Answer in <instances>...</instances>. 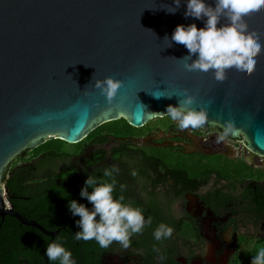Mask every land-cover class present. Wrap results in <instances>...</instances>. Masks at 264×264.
Listing matches in <instances>:
<instances>
[{
	"label": "water",
	"instance_id": "obj_1",
	"mask_svg": "<svg viewBox=\"0 0 264 264\" xmlns=\"http://www.w3.org/2000/svg\"><path fill=\"white\" fill-rule=\"evenodd\" d=\"M172 2L0 0V218L53 238L56 233L9 204L3 183L8 165L47 139L76 145L121 118L143 128L163 117L155 112L177 105L185 88L197 98L193 107H207L205 124L231 128L232 136L242 133L248 149L264 157V52L250 75L230 70L223 82L212 72L187 71L175 59L188 54L186 47L176 42L168 47L164 38L179 24L199 28L204 22L185 18L183 3L168 13L164 7ZM246 22L248 32L264 43V12ZM109 76L123 81L111 104L93 86ZM155 91L172 97L157 99Z\"/></svg>",
	"mask_w": 264,
	"mask_h": 264
},
{
	"label": "flooded vegetation",
	"instance_id": "obj_2",
	"mask_svg": "<svg viewBox=\"0 0 264 264\" xmlns=\"http://www.w3.org/2000/svg\"><path fill=\"white\" fill-rule=\"evenodd\" d=\"M158 119L164 120L163 125L150 131L144 145L166 148L165 154L177 160L176 167L149 169L147 178L141 180L147 183L136 185L129 175L120 178L121 183L127 185L132 202L139 200L145 207L158 208V219L171 215L175 220L176 263L232 264L242 248L239 240L264 239V161H255L259 155L248 149L242 133L219 140L224 130L217 124L181 131L170 118ZM240 162L249 169L238 170L240 181L236 185L215 172H222L226 164L233 173ZM152 212L148 210V214ZM28 220L56 235L50 238L35 227L19 222L17 226L8 216L0 218V264H52L45 250L62 230L48 229L54 219ZM132 243L133 238L125 249L113 242L95 254L94 264H139L143 257L137 256Z\"/></svg>",
	"mask_w": 264,
	"mask_h": 264
},
{
	"label": "clouds",
	"instance_id": "obj_3",
	"mask_svg": "<svg viewBox=\"0 0 264 264\" xmlns=\"http://www.w3.org/2000/svg\"><path fill=\"white\" fill-rule=\"evenodd\" d=\"M182 3L186 5V11L183 13L185 18L202 20L204 26L198 28L196 23L179 24L171 37L165 36L164 41L168 42V47L172 46V42L186 47L187 55L179 59L174 58L184 61L187 71L212 72L216 81L223 82L230 70L241 75H250L255 70L257 57L264 52V43L259 37L248 32L246 21L264 12V0H213L212 3L207 0H173L171 5L164 8L168 13L175 14ZM222 20L224 23H221ZM93 86L99 89L111 104L123 87V81L109 76L95 80ZM151 94L157 99L172 97L164 95L161 91ZM176 97L177 105H167L165 112H155L154 115L170 118L181 131L189 128L200 129L204 126L208 120L207 107H193L197 98L187 88L183 89L182 96ZM229 134H233V130L226 128L219 140H224ZM84 171L87 172V169ZM99 171L102 176L88 174L80 190V196L86 199L91 207L75 199L68 202L69 211L73 216L79 217L76 220L79 231L74 233V239L95 240L105 249L113 242H118L121 247L127 249L131 244V237L134 234H142L145 227L152 224V217L149 216L146 220L140 207L135 206L132 201L125 202L123 192L127 189L126 184L120 183L121 194L118 197L114 195L119 183L116 179L120 172L118 165L113 164ZM132 175H137L136 170L132 171ZM173 231L171 226L161 222L153 230V237L156 241H163L171 238ZM155 250L160 251L158 248ZM45 255L52 264H76L71 250L59 239L47 244ZM158 258L163 261L166 257L161 253ZM251 264H264V248L252 257Z\"/></svg>",
	"mask_w": 264,
	"mask_h": 264
},
{
	"label": "trees",
	"instance_id": "obj_4",
	"mask_svg": "<svg viewBox=\"0 0 264 264\" xmlns=\"http://www.w3.org/2000/svg\"><path fill=\"white\" fill-rule=\"evenodd\" d=\"M99 128L101 129L98 130ZM141 132V129L131 127L127 120L122 118L103 124L95 128L82 142L76 144L77 151L73 155L66 151L67 143L58 139L46 141L31 151L34 154L33 160L12 169L9 168L4 173L3 183L8 190L9 204L17 213L27 219L33 220L45 217L52 222L54 219L55 222H53L52 228L48 229L62 230L61 234L54 240L59 239L71 250L76 264H94L95 254L103 248L95 240L76 241L74 239V233L79 231L76 225V220L79 217L73 216L69 211L68 202L70 199H75L91 207V204L80 196V190L84 186L88 174L95 173L97 176H102V172L99 170L113 164L118 165L120 168V172L116 176L119 183L114 193L117 197L121 194L119 189L120 178L123 179L128 175L132 176L136 180V185H138L141 180L147 178L149 169H174L177 160L165 154L168 151L166 148L149 149L144 144L137 146L132 142V139ZM110 139H118L122 142L109 151L103 149L102 147L109 143ZM90 147L93 149L89 150ZM77 155L80 165L69 163V160ZM223 165L222 172L217 170L215 171L216 174L225 179L230 178L235 185L240 181L238 170L249 169L244 163L240 162L236 165V171L230 173L228 171L230 166ZM84 169H87V172ZM216 169L220 168L217 166ZM133 170H136L137 175H132ZM141 183L147 182L141 181ZM262 190L261 195L264 200V187ZM236 193L240 194L239 191ZM123 195L125 196V202L131 201L128 192L124 191ZM133 203L143 210L146 220L149 216L152 217V224L146 226L142 234H134L131 237L137 256L143 257L138 263L178 264L175 261L173 249L178 240L174 237V233L171 238L163 241H156L153 237V230L161 222L175 228V220L171 215L164 220L158 219L155 217L156 212L159 211L158 208L145 207L139 200ZM262 208L264 211V205ZM149 209L153 211L151 214H148ZM9 219L19 226L18 221L10 217ZM24 229L28 230L25 227ZM29 231L36 232L35 230ZM246 243L247 240H239L241 245ZM157 248L160 250L159 252L155 250ZM243 249L239 250V258L243 259V264H251L243 256ZM161 253L166 257L163 261L158 258Z\"/></svg>",
	"mask_w": 264,
	"mask_h": 264
},
{
	"label": "rangeland",
	"instance_id": "obj_5",
	"mask_svg": "<svg viewBox=\"0 0 264 264\" xmlns=\"http://www.w3.org/2000/svg\"><path fill=\"white\" fill-rule=\"evenodd\" d=\"M164 123V120H160V119H154L149 121L143 128H140L142 130L141 133H139L136 137H134L132 139V142L135 143V145L140 146L142 144H145V142H147L146 138L148 137L149 133L151 130H155L156 128L162 126ZM101 128H99L98 130H100ZM58 139V138H56ZM49 139H47L46 141H48ZM122 142V140H118V139H110L109 143H107L106 145H104L102 148L106 149V150H111L113 147H116L118 144H120ZM92 150L93 148L90 147ZM66 151H68L71 155H73L74 153H76L77 151V145H69L66 144ZM244 152V151H243ZM34 159V154L31 151H27L25 153H23L22 155L19 156V158L15 161H13L11 164L8 165L7 169L9 168L12 169L16 166L22 165L24 163H27L31 160ZM264 161L263 158L256 157L255 161ZM69 163L73 164V165H80L79 162V158L78 155L76 157H73L69 160ZM244 248V249H243ZM264 248V239L263 240H247V243L244 245H242V249H243V253L247 259L248 262H252V257L255 256L260 249ZM256 251V252H255ZM254 253V255H252V253ZM243 259L239 258V252L235 257V260L233 261L232 264H243L242 261Z\"/></svg>",
	"mask_w": 264,
	"mask_h": 264
},
{
	"label": "built area",
	"instance_id": "obj_6",
	"mask_svg": "<svg viewBox=\"0 0 264 264\" xmlns=\"http://www.w3.org/2000/svg\"><path fill=\"white\" fill-rule=\"evenodd\" d=\"M8 205V204H7Z\"/></svg>",
	"mask_w": 264,
	"mask_h": 264
}]
</instances>
